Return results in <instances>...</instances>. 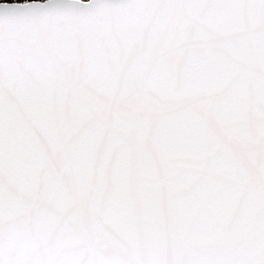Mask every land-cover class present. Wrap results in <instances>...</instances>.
Here are the masks:
<instances>
[{
  "label": "snow or ice",
  "instance_id": "obj_1",
  "mask_svg": "<svg viewBox=\"0 0 264 264\" xmlns=\"http://www.w3.org/2000/svg\"><path fill=\"white\" fill-rule=\"evenodd\" d=\"M0 264H264V0L0 2Z\"/></svg>",
  "mask_w": 264,
  "mask_h": 264
},
{
  "label": "trees",
  "instance_id": "obj_2",
  "mask_svg": "<svg viewBox=\"0 0 264 264\" xmlns=\"http://www.w3.org/2000/svg\"><path fill=\"white\" fill-rule=\"evenodd\" d=\"M1 2H5V0H2ZM7 2L11 3V2H13V0H7ZM16 2L21 3V2H23V0H16Z\"/></svg>",
  "mask_w": 264,
  "mask_h": 264
},
{
  "label": "rangeland",
  "instance_id": "obj_3",
  "mask_svg": "<svg viewBox=\"0 0 264 264\" xmlns=\"http://www.w3.org/2000/svg\"><path fill=\"white\" fill-rule=\"evenodd\" d=\"M2 0H0V2H1Z\"/></svg>",
  "mask_w": 264,
  "mask_h": 264
},
{
  "label": "water",
  "instance_id": "obj_4",
  "mask_svg": "<svg viewBox=\"0 0 264 264\" xmlns=\"http://www.w3.org/2000/svg\"><path fill=\"white\" fill-rule=\"evenodd\" d=\"M42 2V1H41Z\"/></svg>",
  "mask_w": 264,
  "mask_h": 264
}]
</instances>
